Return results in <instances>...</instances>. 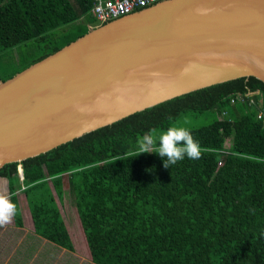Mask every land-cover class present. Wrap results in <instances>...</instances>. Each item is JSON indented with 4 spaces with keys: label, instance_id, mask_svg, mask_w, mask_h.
Here are the masks:
<instances>
[{
    "label": "trees",
    "instance_id": "trees-1",
    "mask_svg": "<svg viewBox=\"0 0 264 264\" xmlns=\"http://www.w3.org/2000/svg\"><path fill=\"white\" fill-rule=\"evenodd\" d=\"M92 6V0H0V81L104 24ZM259 110H264V82L239 77L6 163L0 177L17 205L14 224L23 226L20 190L35 235L73 251L57 203L65 196L67 174L94 264H264ZM188 117L205 121L189 128L202 158L186 157L165 169L157 153L135 156L144 133H159Z\"/></svg>",
    "mask_w": 264,
    "mask_h": 264
},
{
    "label": "water",
    "instance_id": "water-1",
    "mask_svg": "<svg viewBox=\"0 0 264 264\" xmlns=\"http://www.w3.org/2000/svg\"><path fill=\"white\" fill-rule=\"evenodd\" d=\"M247 76L264 82V0L159 1L0 81V167Z\"/></svg>",
    "mask_w": 264,
    "mask_h": 264
},
{
    "label": "rangeland",
    "instance_id": "rangeland-1",
    "mask_svg": "<svg viewBox=\"0 0 264 264\" xmlns=\"http://www.w3.org/2000/svg\"><path fill=\"white\" fill-rule=\"evenodd\" d=\"M247 96H250V94H247ZM203 122L205 121L193 119L192 117L180 118L171 127L190 128ZM63 186L65 196L62 203L56 199L74 250L69 251L35 235L25 196L22 191L18 190L16 195L23 226L17 227L13 218L10 224L0 227V264H34L38 260L44 261L41 264H94L77 216L73 197L68 192L67 174L63 175ZM0 194L9 197L8 187L2 181H0ZM29 250H31L30 256H28ZM26 259L27 261H25ZM22 261L26 263H22Z\"/></svg>",
    "mask_w": 264,
    "mask_h": 264
},
{
    "label": "clouds",
    "instance_id": "clouds-1",
    "mask_svg": "<svg viewBox=\"0 0 264 264\" xmlns=\"http://www.w3.org/2000/svg\"><path fill=\"white\" fill-rule=\"evenodd\" d=\"M141 153H157L163 159V167L169 169L179 161L202 158L200 144L194 139L192 132L186 127H168L157 133L154 129L144 133L137 139L136 155ZM17 205L5 195L0 194V227L10 224L17 214Z\"/></svg>",
    "mask_w": 264,
    "mask_h": 264
},
{
    "label": "built area",
    "instance_id": "built-area-1",
    "mask_svg": "<svg viewBox=\"0 0 264 264\" xmlns=\"http://www.w3.org/2000/svg\"><path fill=\"white\" fill-rule=\"evenodd\" d=\"M92 10L100 22L116 19L136 10L146 8L162 0H92ZM257 118L264 125V110L257 112ZM20 177V176H19ZM22 179V177H20Z\"/></svg>",
    "mask_w": 264,
    "mask_h": 264
},
{
    "label": "crops",
    "instance_id": "crops-1",
    "mask_svg": "<svg viewBox=\"0 0 264 264\" xmlns=\"http://www.w3.org/2000/svg\"><path fill=\"white\" fill-rule=\"evenodd\" d=\"M0 181H2L3 183H5L7 185V180L6 178L0 177Z\"/></svg>",
    "mask_w": 264,
    "mask_h": 264
}]
</instances>
